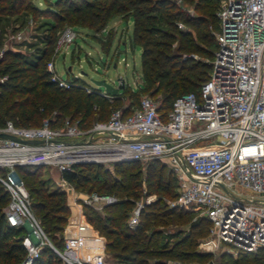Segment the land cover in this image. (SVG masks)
Listing matches in <instances>:
<instances>
[{"label":"trees","instance_id":"obj_1","mask_svg":"<svg viewBox=\"0 0 264 264\" xmlns=\"http://www.w3.org/2000/svg\"><path fill=\"white\" fill-rule=\"evenodd\" d=\"M180 1H195L194 14L183 10L175 0H43V8L27 0H0V20L20 14L30 16L32 21L39 16L55 20L49 34L39 39L41 48L35 47L30 55L12 48L3 51L0 128L5 121L14 127H39L44 119L54 127L58 120L69 117L79 128L86 129L93 120L105 121L118 103H122L118 108L126 104L124 113H129L137 107L141 96L155 98L157 111L163 118L174 99L198 92L210 69V64L204 65L200 59H211L216 48L208 27L217 28L215 11L219 0ZM118 16L131 20L128 44L130 49L140 51V76L134 88L124 84L120 91L106 98L99 93L103 90L85 86L75 77L67 78V88L51 81L45 64L53 51L55 32L64 23L99 33ZM178 24L184 30L178 29ZM207 47L214 50L211 52ZM195 56L198 58L194 59ZM141 165L136 161L120 162L105 169L98 164H74L69 170L61 171L59 177L85 195L104 193L115 198L99 210L82 203L84 219L104 239L103 252L112 258V264H208L212 255L197 249L198 243L208 236L210 222L206 217L191 219V212L161 206L158 199L143 203L137 224L128 227L129 214L142 196L155 195L157 190L168 195L167 190H174L176 197L175 179L164 164L159 160L147 163L142 183ZM40 168L42 165L17 166L15 173L28 194L31 214L51 246L60 252L69 209L63 192L45 188L40 180ZM3 172L0 169V175ZM9 201L7 191L0 184V264H19L26 254L21 244L26 231L22 226L8 225L3 209ZM164 229L170 232L164 234ZM218 257L224 263L264 264V249L254 253L238 250L234 257L229 253ZM30 264L62 262L49 246L42 245Z\"/></svg>","mask_w":264,"mask_h":264},{"label":"built area","instance_id":"obj_2","mask_svg":"<svg viewBox=\"0 0 264 264\" xmlns=\"http://www.w3.org/2000/svg\"><path fill=\"white\" fill-rule=\"evenodd\" d=\"M215 15L216 48L206 80L196 94L174 99L163 118L157 102L142 96L129 113H124L127 106L123 104L105 121H95L86 129L70 119L59 127H51L44 119L33 128L5 121L0 133L17 140L0 138V169L4 171L0 184L10 197L3 213L9 226L28 225L21 241L26 254L19 264H30L42 245L49 246L63 264L105 262L103 251L83 255L68 240L63 239L60 252L51 246L29 211L28 194L14 172L17 166L48 165L60 173L74 164L110 169L120 162L146 165L159 160L176 182L175 201L169 207L194 212L210 222L199 249L213 251L220 244L235 252L264 249V0H219ZM73 38L71 29L64 30L51 56L68 48ZM5 49L0 41V57ZM45 69L59 87L69 86L51 60ZM99 93L112 97L106 91ZM57 187L67 201L77 200L72 187L60 177ZM102 199V205L115 201L94 193L80 198L89 206ZM151 199L146 197L145 203ZM140 207L129 214V228L137 224Z\"/></svg>","mask_w":264,"mask_h":264},{"label":"rangeland","instance_id":"obj_3","mask_svg":"<svg viewBox=\"0 0 264 264\" xmlns=\"http://www.w3.org/2000/svg\"><path fill=\"white\" fill-rule=\"evenodd\" d=\"M27 1L30 2L31 4L38 6L39 8L45 7V3L43 2V0H27ZM194 2L195 1L190 3V2L175 0V3L179 5L183 10L187 11L190 15L194 14L192 11ZM216 12L217 11H215V14ZM53 26H55V20L50 17L46 18L44 16H39L34 21L31 20L30 16L24 14H20L15 18L12 17L7 19H1L0 41L2 43V46L6 44L7 48L16 49L25 53L26 55H30L34 51L35 47L41 48L42 45L39 44V39L42 38L43 35L49 34ZM177 28L180 30H184V27L181 24H178ZM67 29H71L74 33V38L72 43L68 45V48H63L62 50L58 51V53H55L54 57L50 56L49 58V61L50 60L52 61L54 70L59 77L63 79H67L69 77H75L78 78L80 81H82L85 86H90L101 90H103V88L95 87L91 83V80L104 79L114 87H116L117 84L120 83V81H123L125 85H129L131 88H134L135 85L139 82L140 51L138 48L130 49L128 44L129 41L128 37L131 34L130 19L123 20L121 19L120 16L114 17L107 23L105 28L99 33H94L86 28L71 27L67 23H64L63 26L55 32L56 39L54 42V46L56 40L60 37L62 32ZM208 29L213 38V47H214L213 34L216 29L210 26L208 27ZM12 35L14 37H12ZM213 47L211 48L207 47L206 49L212 52L214 50ZM197 58H198L197 56L194 57V59ZM210 60H211L210 57L207 59L202 58L200 59V62L204 65H209ZM153 101L157 102L155 98ZM121 104L122 103H118L116 105L113 104L114 105L113 108H118V106H120ZM65 119H69V117H65L62 118L61 120H58L54 127H59V123H61ZM93 122L95 121L93 120ZM42 167L43 168L39 169L40 180H42L45 188L48 190H52V189L58 190L57 178L59 177V173L54 169V167L51 168L48 165ZM15 170L16 169L14 168V172ZM139 170L141 171L140 180L142 183L143 175L145 173V165L144 164L141 165V167H139ZM141 188L142 190H144L143 184H141ZM165 192L166 191L164 190H157V193L155 195H150L152 196L151 201L159 199L163 204L161 206L165 205L169 207L170 203L175 201L174 190H167V192H169L168 195H166ZM85 196L86 195L84 191L80 189L74 190V194H72L73 199L76 197L84 198ZM97 196L105 197L109 195L102 193L101 195H97ZM146 197L142 196L137 201H135L132 210L136 208V206L145 203ZM78 198L74 202H71L70 199H68L67 201L65 197L66 205L70 204L72 210H70V208L67 206L69 209V213L67 216V221L64 229L67 228V224H69L68 221H70V219L74 217V214L78 213V215H80L78 210L79 208L82 213V201ZM103 201L104 200L102 199L93 202L92 207L95 210H99L101 206H103L102 205ZM195 217H197L196 213L191 212L189 218L193 219ZM38 227L40 228L39 225ZM27 228L28 225H25L24 230L26 232H27ZM169 232L170 229L163 230L164 234ZM84 235H85L84 237L87 238V234ZM32 237H34V235H32ZM33 239L36 240L35 238ZM93 242L95 244L94 252L95 253L100 252V247L102 246V240L101 239L98 240L95 238ZM86 246H87L86 248H88V251L91 250L90 243H86ZM197 249L202 253H210L212 255L208 264H234L230 261H226V263H224L223 261H221V258L218 257L221 253H229L232 257L235 256L236 252L228 246L220 244L219 247L213 251H204L199 249L197 245ZM103 254H104L105 264H112L113 262L112 258L109 255H106L104 252Z\"/></svg>","mask_w":264,"mask_h":264},{"label":"crops","instance_id":"obj_4","mask_svg":"<svg viewBox=\"0 0 264 264\" xmlns=\"http://www.w3.org/2000/svg\"><path fill=\"white\" fill-rule=\"evenodd\" d=\"M67 206L70 208V210H72L70 204H67ZM78 210L81 216L76 213L74 214V217H72L70 221H68L69 224H67V228L64 229L63 232V239L70 240L73 248L76 250L79 249V251L83 255H91L95 253V244L93 241L95 240V238L98 240L101 239L102 246L100 247V252H102L104 248L103 238L99 237L97 232L93 230V228L87 222H85L84 217L81 214L80 208ZM84 234H87V238L84 237ZM86 243H90L91 250L88 251V248H86Z\"/></svg>","mask_w":264,"mask_h":264},{"label":"water","instance_id":"obj_5","mask_svg":"<svg viewBox=\"0 0 264 264\" xmlns=\"http://www.w3.org/2000/svg\"><path fill=\"white\" fill-rule=\"evenodd\" d=\"M91 83L95 87H101V88H103L104 91H106V92H108V93H110L112 95L116 94L118 91H120L124 87L123 81H120V83H118L116 87L112 86L110 83H108L104 79H101V80H91ZM0 138H6V139H9V140H13V141H16L17 140L13 136H9V135L3 134V133H0Z\"/></svg>","mask_w":264,"mask_h":264},{"label":"bare ground","instance_id":"obj_6","mask_svg":"<svg viewBox=\"0 0 264 264\" xmlns=\"http://www.w3.org/2000/svg\"><path fill=\"white\" fill-rule=\"evenodd\" d=\"M68 242L69 243H71V241L70 240H68ZM72 245V244H71ZM73 247V246H72ZM74 249V248H73ZM97 253H99V252H97ZM97 253H93V254H91V255H94V254H97Z\"/></svg>","mask_w":264,"mask_h":264}]
</instances>
